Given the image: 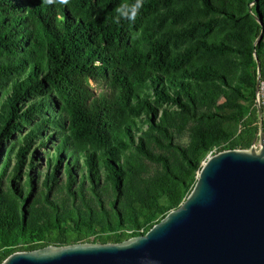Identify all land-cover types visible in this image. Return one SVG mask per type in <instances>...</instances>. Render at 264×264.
Returning a JSON list of instances; mask_svg holds the SVG:
<instances>
[{"label": "trees", "instance_id": "obj_1", "mask_svg": "<svg viewBox=\"0 0 264 264\" xmlns=\"http://www.w3.org/2000/svg\"><path fill=\"white\" fill-rule=\"evenodd\" d=\"M134 3L0 0V263L142 236L208 156L251 146L264 0H144L115 23Z\"/></svg>", "mask_w": 264, "mask_h": 264}, {"label": "water", "instance_id": "obj_2", "mask_svg": "<svg viewBox=\"0 0 264 264\" xmlns=\"http://www.w3.org/2000/svg\"><path fill=\"white\" fill-rule=\"evenodd\" d=\"M256 116L251 146L208 156L183 202L142 236L14 252L0 264H264V135L257 107Z\"/></svg>", "mask_w": 264, "mask_h": 264}, {"label": "clouds", "instance_id": "obj_3", "mask_svg": "<svg viewBox=\"0 0 264 264\" xmlns=\"http://www.w3.org/2000/svg\"><path fill=\"white\" fill-rule=\"evenodd\" d=\"M47 4L59 3L61 5H67L69 0H44ZM144 0H135V3L132 5L121 4L115 11L117 13L115 17V23L119 24L121 20H126L130 22H135L137 16L140 13V10L143 7Z\"/></svg>", "mask_w": 264, "mask_h": 264}, {"label": "rangeland", "instance_id": "obj_4", "mask_svg": "<svg viewBox=\"0 0 264 264\" xmlns=\"http://www.w3.org/2000/svg\"><path fill=\"white\" fill-rule=\"evenodd\" d=\"M88 84H89V86L95 91V92H98V89H96L95 88V86H94V84L91 82V81H89L88 82ZM248 90H249V87H247V90L245 91V93H244V97H245V99H240V98H237L235 101H232V102H235V104H237L238 106H240V108H241V110H244V108L246 107V106H250L251 105V103H250V98H249V96L247 95V93H248ZM224 102V100L223 99H220V101H219V104H222ZM172 108V107H171ZM170 108V109H171ZM231 108H227V109H225V110H230ZM236 128L239 130V128H240V124H238V126L236 125ZM145 129V126H143V130ZM177 141L180 143V144H182V145H185L186 143H187V133L186 132H184L182 135H181V137H179L178 139H177ZM236 150H239V149H236ZM215 154V153H214ZM39 157V156H38ZM35 163V165H36V168H41L42 167V164H43V160L42 161H40V162H34ZM38 166V167H37ZM148 167V170H149V175H153V174H155L156 172H157V168L155 167V166H153V165H148L147 166ZM57 196L58 197H61V194H57ZM40 206H41V204H39Z\"/></svg>", "mask_w": 264, "mask_h": 264}, {"label": "built area", "instance_id": "obj_5", "mask_svg": "<svg viewBox=\"0 0 264 264\" xmlns=\"http://www.w3.org/2000/svg\"><path fill=\"white\" fill-rule=\"evenodd\" d=\"M254 105L260 111V119L264 121V77L258 78L257 90L254 92Z\"/></svg>", "mask_w": 264, "mask_h": 264}]
</instances>
